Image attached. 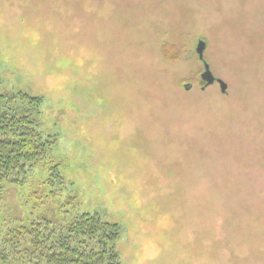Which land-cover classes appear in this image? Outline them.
Here are the masks:
<instances>
[{"label":"rangeland","instance_id":"374dc122","mask_svg":"<svg viewBox=\"0 0 264 264\" xmlns=\"http://www.w3.org/2000/svg\"><path fill=\"white\" fill-rule=\"evenodd\" d=\"M19 92L44 99L64 183L9 185L0 227L86 212L120 227L121 264H264V0H0Z\"/></svg>","mask_w":264,"mask_h":264},{"label":"trees","instance_id":"16d2710c","mask_svg":"<svg viewBox=\"0 0 264 264\" xmlns=\"http://www.w3.org/2000/svg\"><path fill=\"white\" fill-rule=\"evenodd\" d=\"M163 52L169 54L167 45ZM43 101L23 92L0 95V200L9 185H23L37 167L47 169V188L64 183L59 165L48 163L55 139L40 129ZM119 238L117 224L86 212L62 227L39 216L27 223L4 220L0 264H121Z\"/></svg>","mask_w":264,"mask_h":264},{"label":"water","instance_id":"95a60500","mask_svg":"<svg viewBox=\"0 0 264 264\" xmlns=\"http://www.w3.org/2000/svg\"><path fill=\"white\" fill-rule=\"evenodd\" d=\"M205 50H206V42L200 40L196 46V53L198 55V58L202 61L204 65V73L201 75L202 80L205 82V86L203 87V90L217 83L220 86L221 92L223 94H226L228 90V85L223 80L216 78L211 72L210 66L205 60ZM190 88H191L190 84L185 85L186 90H189Z\"/></svg>","mask_w":264,"mask_h":264}]
</instances>
